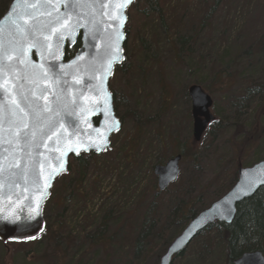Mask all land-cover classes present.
Instances as JSON below:
<instances>
[{"label":"rangeland","instance_id":"374dc122","mask_svg":"<svg viewBox=\"0 0 264 264\" xmlns=\"http://www.w3.org/2000/svg\"><path fill=\"white\" fill-rule=\"evenodd\" d=\"M155 1H140L127 13V60L110 82L123 127L111 138V149L71 160L47 207V239L8 248L0 241V264H104L108 252L117 255L110 264H159L182 233L174 222L167 226L180 200L190 205L201 198L209 207L227 194L239 167L264 160V92H246L253 82L264 86V48L245 65V74L235 69L216 77L211 70L220 63L232 68L241 44L264 36V0H221L217 7L215 0H158L159 14L152 9ZM12 2L0 0V19ZM243 54L241 61L250 50ZM205 84L215 121L195 143L189 89ZM179 151L186 155L181 175L160 193L154 167ZM103 232L114 236L110 247L90 244ZM144 233L142 242L153 240V246L142 263L134 238ZM224 257L217 234L205 232L174 264H224Z\"/></svg>","mask_w":264,"mask_h":264},{"label":"water","instance_id":"95a60500","mask_svg":"<svg viewBox=\"0 0 264 264\" xmlns=\"http://www.w3.org/2000/svg\"><path fill=\"white\" fill-rule=\"evenodd\" d=\"M135 1L131 0L123 9L122 26L118 20L110 19L116 13L102 9L101 5L118 6L123 0H75L77 7L67 25L63 19L57 21V16H64L67 10L63 4L68 0H13L0 20V46L4 49L15 46L20 59L25 61L16 60L12 72L0 68V241L6 247L11 242L34 241L44 234L43 209L58 178L69 172L70 160L79 159L83 154L102 155L110 149L111 137L122 129L109 84L114 71L126 62L127 11ZM33 3L41 7L33 10L30 7ZM13 8L15 13L9 16ZM48 12H51L50 16ZM12 21L31 27V35L21 40ZM79 41L80 48L67 60V50ZM114 56L118 59L113 60ZM109 61H112L110 71L106 72ZM41 72L46 73L47 78L41 77ZM33 73L31 79L27 78ZM189 93L193 105L194 139L198 143L214 121L210 113L213 101L200 86H192ZM24 96L28 97L27 102ZM10 99H15L25 111L31 101L40 106L47 105L51 111L44 113L45 121L50 119L55 122V127L41 136L36 122L28 116L26 122L29 131L36 132L35 139L29 136L27 144L23 140L10 144L13 139L8 124ZM114 123H118L117 128L113 127ZM181 160L182 156H176L155 168L160 192H165L178 180ZM13 162L20 167H13ZM61 163L65 170L58 171ZM262 188L264 161L240 169L235 186L187 225L169 245L159 264H172L176 256L214 224H232L238 205ZM234 264H264V255L260 251L246 253Z\"/></svg>","mask_w":264,"mask_h":264},{"label":"trees","instance_id":"16d2710c","mask_svg":"<svg viewBox=\"0 0 264 264\" xmlns=\"http://www.w3.org/2000/svg\"><path fill=\"white\" fill-rule=\"evenodd\" d=\"M140 1L145 2L146 0H137L134 6L137 5ZM219 1L221 0H215L214 5L216 7H217L216 4ZM155 2L157 3V5L153 7L152 9L155 13L159 14L160 4L158 0H156ZM257 40L258 41L257 43L255 42V44L250 40H248L245 44H241L242 49L238 51L235 57L231 59L232 68L231 66L229 68H226L227 64L225 63L216 64L211 69L213 70V74L215 71H218V73L216 74V77L223 76V75L225 76V72H228V74H230L235 69H241L245 74L246 69L249 67V66L246 67L245 65L251 64V59L256 58V55L261 53V51L264 48V41H263L264 36L258 38ZM80 46H81V43L79 41L78 44L74 48L68 49L66 52V59L68 60L72 58L75 55V53L78 51ZM255 46L257 48H255ZM246 50L247 51L250 50V56L248 57L247 55H245L246 60L241 61L244 55L243 53ZM177 58L178 60H181L182 59L181 54L178 55ZM238 62H239V68L236 65ZM248 76L253 78L252 75H248ZM198 83L201 84L200 81H198ZM202 86H203L202 87L203 90L207 92L211 91L210 90L211 88L208 85L205 84ZM220 87L221 88L219 89H222V90L224 89L223 86H220ZM231 87L232 85L229 86V88ZM250 87L256 90L250 89ZM254 91H259L258 95L259 97H261L260 96L261 92H264V86L261 85L260 83L258 84V83L253 82L250 85H248L246 92L253 93ZM132 149H133L132 151H134V148ZM77 161L81 162L82 158L78 159ZM163 163H164L163 161L159 162V164H163ZM236 177L238 178V176ZM237 178H236V181L232 183V185L230 184L231 187H229L227 192H229L233 188V186L237 182ZM200 199L201 198H197V199L188 201L191 203L190 205L188 203H185L184 200H180V205H178L173 211H171L170 216L167 221V226L170 224V222H174L175 224H177V227L180 228L179 233L182 232L185 229V227L197 216L199 212L207 208V205L200 203ZM51 200L52 199L49 200V202L46 204L44 208L43 213H44L46 220L48 219L47 207L49 203L51 202ZM216 200L217 199L213 201L212 199L210 201V205L214 203ZM150 213L151 214L153 213L152 210L150 211ZM146 222H149L148 217L146 218ZM108 224H109L108 220H105V222L102 224L101 230L105 231ZM63 226H64V223L62 222L61 227ZM51 230H52L51 226L47 224L46 231L44 235L41 236L40 238L47 239L48 234L49 232H51ZM205 232L217 234V242L219 243V245L221 246L223 250V253L225 254L224 264H233L234 260L240 258L243 254H246V253L260 251L264 255V188L260 189L256 193L255 196H253L252 198L248 200H245L237 207V214L232 224L226 225V224L218 223L208 228ZM103 234L104 236L91 237V239L89 238L90 244H92L93 246L110 247L112 245L110 241L114 239V236H111L110 238H106L105 232H103ZM144 234L138 235L136 238H134L135 258L136 259L138 258V260L142 261V263L146 262L147 258L150 256V253H151V252H148V250H146L147 247L153 246V240L147 241L145 243L142 242V240L146 239L148 236L147 233H144ZM202 234H200V236H202ZM164 245L165 247H167L168 241H166ZM113 257H116L115 259H117V255L115 253L114 255H111L108 252L107 254H105L103 263L110 264L111 263L110 261ZM184 257H185V252L178 255L176 259L174 260L173 264L176 261H182Z\"/></svg>","mask_w":264,"mask_h":264},{"label":"snow or ice","instance_id":"6c2138e0","mask_svg":"<svg viewBox=\"0 0 264 264\" xmlns=\"http://www.w3.org/2000/svg\"><path fill=\"white\" fill-rule=\"evenodd\" d=\"M129 3H131V0H123V2L120 3L118 6H115L110 3H104L101 5V8L102 9L107 8V9H111L112 11H114L116 15L110 16V19L118 20L119 24L122 26L123 21L125 19V17L123 16V9ZM30 7L33 10H38L41 7V5L33 3L30 5ZM52 7L55 9V5H52ZM76 7H77V3L75 2V0H68V2H65L63 4V8L66 9L67 11H65L63 17H60L58 15L57 21L63 19L65 22V25H67V23L71 20V16L74 13ZM55 10L59 11V9H55ZM14 13H15V9L13 8L10 11L9 16H12ZM47 14L50 16L51 12H48ZM102 14L106 15L108 13H102ZM30 18L33 19V21L35 20L34 16H30ZM12 23L15 26L16 32L19 35L21 40H26L28 36L31 35L32 33L31 27H26L25 24H20L17 21H12ZM119 38L121 37L118 34L117 39ZM112 59L116 60L118 59V57L114 56ZM16 60H19L20 63L25 62L24 60L20 59V54L17 52L15 46H13L11 49H4L3 46H0V68H4V69H7L8 72H12L14 69ZM111 63L112 61H109V68L106 69V72L110 71ZM34 75H35L34 73L30 74L27 78L31 79L32 76ZM39 75L43 78H47V74L44 72H41ZM33 82L35 83L36 81L33 80ZM4 91L7 92V88H5ZM41 91L43 92L44 90H41ZM23 99L26 102L28 101L27 96H24ZM10 104L12 105V107L8 111V124H9L10 133L13 137V139L9 141L10 144L13 143L15 140H23L24 143L27 144L29 140V136H31L33 140L35 139L36 132L29 131V124L26 122V117L28 116H31L33 120L36 122L35 127L40 129L41 136L47 135V132L51 131L55 127V122L51 121L50 119L45 121L44 113L51 111V109H49L47 105L40 106L36 104L35 101H31L29 103L28 111H25V109L20 107L19 103H17L15 99H10ZM113 127L117 128L118 123H114ZM53 135H55V133H53ZM57 142H59V137L57 139ZM38 146L39 145H37V147ZM69 150L76 151V149H69ZM77 154H79L78 151H77ZM13 167L19 168L20 165L13 162ZM63 170L65 169L63 168V163H61L58 171H63Z\"/></svg>","mask_w":264,"mask_h":264},{"label":"flooded vegetation","instance_id":"af4514ba","mask_svg":"<svg viewBox=\"0 0 264 264\" xmlns=\"http://www.w3.org/2000/svg\"><path fill=\"white\" fill-rule=\"evenodd\" d=\"M189 91H190V89H189ZM189 97H190V93H189ZM191 98V97H190ZM192 100V99H191ZM194 142L196 143V141H195V139H194ZM175 156H182V160H181V163H182V161L184 160V157L186 156V155H184V153L183 152H178V154H176ZM181 163H180V165H181ZM159 165H163V164H157V166H159ZM240 168V167H239ZM155 171V170H154Z\"/></svg>","mask_w":264,"mask_h":264},{"label":"bare ground","instance_id":"6f19581e","mask_svg":"<svg viewBox=\"0 0 264 264\" xmlns=\"http://www.w3.org/2000/svg\"><path fill=\"white\" fill-rule=\"evenodd\" d=\"M255 195H256V194H255ZM255 195H254V196H255ZM236 260H237V259H236ZM236 260H234V262H235ZM234 262H233V264H234Z\"/></svg>","mask_w":264,"mask_h":264}]
</instances>
